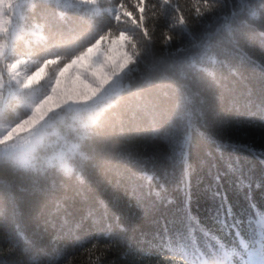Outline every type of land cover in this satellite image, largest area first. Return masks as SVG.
Segmentation results:
<instances>
[{
    "label": "trees",
    "instance_id": "1",
    "mask_svg": "<svg viewBox=\"0 0 264 264\" xmlns=\"http://www.w3.org/2000/svg\"><path fill=\"white\" fill-rule=\"evenodd\" d=\"M105 1L23 4L36 65L124 32L135 67L68 171L0 156V264L264 261V0Z\"/></svg>",
    "mask_w": 264,
    "mask_h": 264
},
{
    "label": "rangeland",
    "instance_id": "2",
    "mask_svg": "<svg viewBox=\"0 0 264 264\" xmlns=\"http://www.w3.org/2000/svg\"><path fill=\"white\" fill-rule=\"evenodd\" d=\"M26 1L0 0V156L23 166L45 162L68 171L85 124L123 89L135 56L120 32L98 37L60 66L51 59L36 65L14 48ZM53 1L91 13L127 14L105 0Z\"/></svg>",
    "mask_w": 264,
    "mask_h": 264
}]
</instances>
